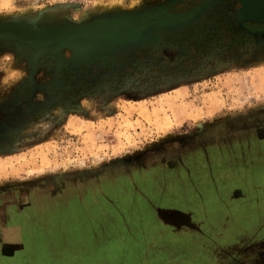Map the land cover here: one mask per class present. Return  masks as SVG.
Wrapping results in <instances>:
<instances>
[{
    "label": "rangeland",
    "instance_id": "rangeland-1",
    "mask_svg": "<svg viewBox=\"0 0 264 264\" xmlns=\"http://www.w3.org/2000/svg\"><path fill=\"white\" fill-rule=\"evenodd\" d=\"M169 1L0 0V23L76 24ZM194 4L144 41L83 56L0 33V264H185L172 248L186 234L157 223L141 190L160 195L155 211L164 200L190 211L179 222L211 225L216 256L264 264V24L246 25L237 0L168 8ZM209 148L226 166L189 173L188 152Z\"/></svg>",
    "mask_w": 264,
    "mask_h": 264
},
{
    "label": "water",
    "instance_id": "water-1",
    "mask_svg": "<svg viewBox=\"0 0 264 264\" xmlns=\"http://www.w3.org/2000/svg\"><path fill=\"white\" fill-rule=\"evenodd\" d=\"M176 0L137 12H123L101 15L76 24H58L54 26H38L27 22L0 23V33L13 36L41 48L69 47L75 55H86L92 47L99 44L109 46L128 45L144 41L151 26H169L184 19L197 8L193 7L185 12L174 11L176 17L163 20L158 15L160 7L172 5ZM241 11L246 14L264 17V0H238ZM169 9V8H168ZM143 19H140L142 18ZM163 217H180L185 214L172 210L159 211ZM187 217V216H186ZM185 217V218H186Z\"/></svg>",
    "mask_w": 264,
    "mask_h": 264
},
{
    "label": "crops",
    "instance_id": "crops-1",
    "mask_svg": "<svg viewBox=\"0 0 264 264\" xmlns=\"http://www.w3.org/2000/svg\"><path fill=\"white\" fill-rule=\"evenodd\" d=\"M187 175L186 173L182 174V175H169V177L166 179L167 183L170 182L173 186L177 185L179 182L185 181L184 176ZM155 177H161V174H155ZM95 182L101 181L104 182L105 184H107L109 182V177H102L101 179L99 177L96 178V180H94ZM158 184V182H155V187ZM142 192H144L142 195H140L139 193L137 194L136 192V198L138 200H142V201H137L139 204L142 205V202H144L145 206L148 207L149 209L153 210L154 215L156 220L158 221L157 223H159L160 225L167 227L169 229H171L172 231H175L177 233L179 232H183L186 234V238H183L181 240H179V242H177V244H175V246L172 248V252L173 253H182V252H186L187 255L189 256L188 259H186V263L185 264H220V263H224V260L221 261L220 258L218 259L216 257V254L214 253V246L213 243L217 242V239L214 238L211 234V225H207L205 226H201L199 228H193V227H189V220H183V222H179L176 218L177 217H163V215L159 212L161 210H166V211H172V210H176L179 211L183 214H190V211L188 210H184V209H179V208H175L173 206H170L171 204H165L164 200L160 201V207L156 209V211L154 210V208L150 205V198H154V197H160L156 196L157 193H154V195H149L148 193H146L144 190H141ZM162 194V192H161ZM166 195V193H165ZM168 195V194H167ZM170 196V195H168ZM170 199V197L166 198L165 200ZM179 200V199H178ZM153 203H157L155 201H153ZM143 204V205H144ZM157 205V204H156ZM163 206H166V208H162ZM133 208L138 209L141 208L140 206L135 205ZM206 208V207H203ZM194 209V208H193ZM128 210V207H127ZM131 211V209L129 208V212ZM248 210L242 211L241 209L237 210L236 213L239 212H246ZM187 212V213H186ZM252 213L256 212L255 210L252 209L251 211ZM142 213H144V210L142 211ZM191 213L193 214L192 210ZM135 217V216H133ZM186 217V216H185ZM183 219H187L186 218ZM136 218V217H135ZM143 219V217H140V221L141 222H146L145 220H141ZM178 221V222H176ZM231 221H233V225L234 227H237V225H239V223L237 222V216L234 217V220L232 219ZM140 222V223H141ZM147 223V222H146ZM179 223V224H178ZM141 225V224H140ZM230 224L227 223H223V221L221 220V222L219 223V226L216 225L215 227H218V232L220 235H225L228 232L226 231V229H230L231 227H229ZM242 226V225H241ZM174 227H176V229H174ZM151 228V230H150ZM149 229L144 230V232H148V231H155L154 230V225H151ZM174 229V230H173ZM226 231V232H225ZM150 233V232H149ZM152 234V233H151ZM155 236V235H154ZM218 241L220 242V240L218 239ZM217 244V243H216ZM112 253L114 254L115 251L112 250ZM200 259V262L198 261V259Z\"/></svg>",
    "mask_w": 264,
    "mask_h": 264
},
{
    "label": "flooded vegetation",
    "instance_id": "flooded-vegetation-1",
    "mask_svg": "<svg viewBox=\"0 0 264 264\" xmlns=\"http://www.w3.org/2000/svg\"><path fill=\"white\" fill-rule=\"evenodd\" d=\"M239 4H240V7L238 9L239 10V13H240L239 15L242 18V21L246 25L251 26V27L252 26L256 27V26H261V25L264 24V17L255 16L254 14H249L248 15V14L242 12L241 11L242 5H241L240 2H239ZM193 7H197V4L192 5L189 9H192ZM168 10L171 11L170 9H168ZM182 12H185V11H182ZM250 22H252V23H250ZM210 148L207 149V150L206 149H204V150L203 149H201V150L200 149H194V150H191V151L188 152L189 157L194 160V161H192V163H191V165L189 167V173H192L193 170H196L199 174L202 172V175H203V178H204V176L207 175L208 170H211V166H213L215 170H220L221 169V166L222 167L223 166H226L224 164V161L222 159H219V158L216 157L217 151L214 150V148H212V150ZM209 159L212 160V164L209 161ZM197 165L200 166V167H197ZM236 165L238 167H240L238 164H236ZM253 170L254 169H252V171ZM183 171L187 175L189 174L185 169H183ZM184 173H182V174H184ZM182 174H177V175H182ZM254 174L255 175H258V173H254ZM189 224H190V222H189ZM253 245H251V246H253ZM259 245H261V243L258 244V246ZM262 245H264V244H262ZM218 254L219 255H217L216 257L218 259L220 258L221 261L224 260V263H220V264H226L227 261L233 260V259H230V256H229V253L228 252H226L225 254H222V253H218ZM240 254H242V253H237L236 257L238 258V255L241 256ZM258 254H259V249L255 253L256 258H260ZM261 256H262V259L264 260V255H261ZM236 257H234V260L235 261H230L229 264H238V263L239 264L240 263L243 264L242 261L241 260L239 261ZM262 259H260V260H262ZM236 261H239V262H236Z\"/></svg>",
    "mask_w": 264,
    "mask_h": 264
},
{
    "label": "bare ground",
    "instance_id": "bare-ground-1",
    "mask_svg": "<svg viewBox=\"0 0 264 264\" xmlns=\"http://www.w3.org/2000/svg\"><path fill=\"white\" fill-rule=\"evenodd\" d=\"M157 11H158L159 17L160 18L162 17L161 19H163V20H170V19L176 17L174 11H169L167 7L166 8L160 7ZM140 19H143V17Z\"/></svg>",
    "mask_w": 264,
    "mask_h": 264
},
{
    "label": "clouds",
    "instance_id": "clouds-1",
    "mask_svg": "<svg viewBox=\"0 0 264 264\" xmlns=\"http://www.w3.org/2000/svg\"><path fill=\"white\" fill-rule=\"evenodd\" d=\"M134 2H135V3H138V2H139V0H134ZM6 58H7V57H6Z\"/></svg>",
    "mask_w": 264,
    "mask_h": 264
}]
</instances>
